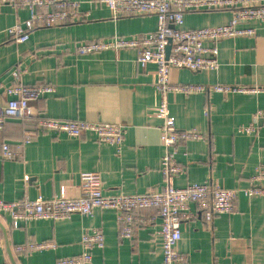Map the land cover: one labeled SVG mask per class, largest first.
Returning a JSON list of instances; mask_svg holds the SVG:
<instances>
[{
  "label": "crops",
  "instance_id": "crops-1",
  "mask_svg": "<svg viewBox=\"0 0 264 264\" xmlns=\"http://www.w3.org/2000/svg\"><path fill=\"white\" fill-rule=\"evenodd\" d=\"M88 16L79 22L29 29V39L17 43L5 33L16 22L25 21L24 6L0 5V103L4 89L15 82L49 85L53 91L31 104L33 117L6 119L0 129L1 145L7 143L16 159L0 155V199H46L55 195L79 194L81 172H98L102 193L141 194L160 189L163 176L159 141L160 121L152 116L159 101L155 67L140 71L136 50L125 48L89 54L74 51L80 43L131 37L152 31V15H120L97 0H83ZM230 11L186 13L185 28L224 24ZM254 37L223 39L218 43L219 66L215 71H170L173 84L213 83L243 86L264 85V22L253 21ZM168 111L176 128L196 129L200 140H190L176 149L183 172L173 177L177 187L191 183L216 182L228 189L251 185L257 166L264 165V129L255 113L264 108V93L227 94L207 91L167 95ZM41 118L121 123L127 128L119 152L97 141L92 133L80 137L37 129ZM253 123L255 131H239ZM30 134L29 142L25 137ZM196 211L194 205H190ZM131 238L122 237L113 210L95 209L91 216L75 213L55 221L13 220L0 213V264H55L61 257L82 253L84 231L99 228L102 248L91 249L88 264H162L157 231L160 218L153 209L140 211ZM177 251L184 259L175 264H264V197L235 199L231 212L215 215L211 222L195 215L181 224ZM6 237L7 246L4 238ZM52 242L44 250L17 251L27 243Z\"/></svg>",
  "mask_w": 264,
  "mask_h": 264
},
{
  "label": "built area",
  "instance_id": "built-area-1",
  "mask_svg": "<svg viewBox=\"0 0 264 264\" xmlns=\"http://www.w3.org/2000/svg\"><path fill=\"white\" fill-rule=\"evenodd\" d=\"M107 7L112 17L120 15H152L156 18L154 30L131 37L113 36L110 39L75 46L77 54H89L103 50L132 48L136 50V63L140 71L149 65L155 67V88L159 101L152 110V116L160 121L159 141L165 152L161 157L160 170L163 184L160 189H148L141 194L102 193L101 176L98 172L85 171L79 175V194L75 197L55 195L49 199L38 196L36 199H22L18 202H5L0 199V213H8L13 220H60L78 213L91 216L97 208L113 210L122 237L131 238L135 227L143 222L140 211L153 209L160 223L157 231L162 251V264H175L184 259L177 251L181 240V224L198 215L211 222L215 215L231 212L233 203L240 193L247 197H264V165L257 166L250 178L251 185L243 189H228L216 182L191 183L177 187L172 179L183 172L176 159L177 147L190 140H200L204 136L196 129L176 128L175 118L168 111L167 95L170 92L203 93L207 91L227 94L264 93V85L241 86L213 83L173 84L170 71L183 68L193 72L215 71L219 66L218 43L223 39L254 37L256 30L250 25L253 21L264 22V0H97ZM83 0H0V5L24 6L29 10L25 21L16 22L5 29V33L17 43L29 39V29L36 25L45 27L75 23L88 16L81 9ZM200 11H230V18L224 24L185 28L186 13ZM169 48L168 53L166 52ZM53 91L49 85H25L15 82L4 89L5 99L0 103V129L8 118L27 119L33 117L31 104L43 94ZM254 119H261L264 129V108L259 109ZM37 129L44 132L80 137L92 133L97 141L115 147L119 152L127 131L124 124L89 122L84 120H58L41 118ZM253 123L242 126L239 131L250 134L255 131ZM30 134L25 137L29 142ZM3 159L19 158L7 143L1 145ZM194 205L196 211H192ZM82 253L75 257H61L55 264H88L91 249L102 248L104 236L99 228L84 231L80 239ZM2 242L0 240V246ZM54 247L52 242L27 243L15 247L17 251L44 250Z\"/></svg>",
  "mask_w": 264,
  "mask_h": 264
},
{
  "label": "water",
  "instance_id": "water-1",
  "mask_svg": "<svg viewBox=\"0 0 264 264\" xmlns=\"http://www.w3.org/2000/svg\"><path fill=\"white\" fill-rule=\"evenodd\" d=\"M168 51H169V48H167L166 52L168 53ZM4 240H5V245L7 246L6 237L4 238Z\"/></svg>",
  "mask_w": 264,
  "mask_h": 264
},
{
  "label": "trees",
  "instance_id": "trees-1",
  "mask_svg": "<svg viewBox=\"0 0 264 264\" xmlns=\"http://www.w3.org/2000/svg\"><path fill=\"white\" fill-rule=\"evenodd\" d=\"M9 119V118H8ZM11 119H15V118H11Z\"/></svg>",
  "mask_w": 264,
  "mask_h": 264
}]
</instances>
